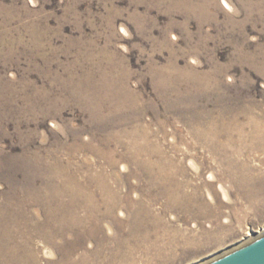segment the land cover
I'll list each match as a JSON object with an SVG mask.
<instances>
[{
	"label": "rangeland",
	"instance_id": "374dc122",
	"mask_svg": "<svg viewBox=\"0 0 264 264\" xmlns=\"http://www.w3.org/2000/svg\"><path fill=\"white\" fill-rule=\"evenodd\" d=\"M256 114L264 0H0V264H196L244 241L264 228V150L228 151L242 186L194 127ZM58 178L99 205L106 178L115 212L55 236Z\"/></svg>",
	"mask_w": 264,
	"mask_h": 264
},
{
	"label": "bare ground",
	"instance_id": "6f19581e",
	"mask_svg": "<svg viewBox=\"0 0 264 264\" xmlns=\"http://www.w3.org/2000/svg\"><path fill=\"white\" fill-rule=\"evenodd\" d=\"M226 5L229 9H232V5L230 4V2H226ZM243 112H244V114L248 115V114H252L253 111H252L251 107L246 106V107H244ZM260 115L261 114H258V115L256 114V115L249 117L247 123H241L239 118L237 116H235L232 119H230L229 121H223V120L212 121L205 128H201V127L195 128L194 127V133L195 134L204 138V140L208 143V145L213 149L214 152L221 153V155L224 156L225 160L228 162V165H229L228 168L230 170V175L232 177H238V178H232V180H234L236 183L240 182L239 184H241L242 186H246V185L249 186V184L251 183L252 177L249 176L250 175L249 172L246 174V172H247V170H249V168H245V166H243L244 164L242 165V163H241L240 164L241 166L239 167V169H237L235 171L234 170L235 165L233 164L232 159L227 158V156L229 154L228 151H230V148L233 149V147H236L239 144V142H241V141L244 142L243 145L247 149L252 148V150L253 149H259L262 151L264 150V121H261L259 119ZM246 128L250 129L248 137L242 136L244 134ZM235 132H238L240 134V136H242L243 139L241 137L236 139L235 138V135H236ZM222 137H225V139H221ZM139 150L142 151V149H139ZM237 164L239 165V163H237ZM211 176L215 179L213 174ZM176 179L177 178L174 177L173 173H168V174L163 173L162 176H160V178H154L153 179V181H154L153 185L154 186L158 185V184L163 185V186L165 185L164 187L163 186L162 187L164 188L165 193L167 192V194L173 199V203H176V205H182L183 199H186V198L191 199V198H193V196L189 195L185 191V189L183 187L184 186L183 181L179 182ZM58 180H59V183H57V185L55 186V190L51 189L52 190L51 193L53 195H55V205L52 206V210L55 209V211H54L55 212V225H56L55 226V236H56V233L59 235L64 234L65 231L67 229H70V228H80V227L86 228L87 226L93 224L91 222L96 221L95 224L99 225L100 223L98 220H101L104 217L106 218V216L108 214L115 212L116 207L118 205L117 204L118 202L116 200H118V198H117V196L114 195L115 190H113L109 186L110 183L108 184V181L106 180V178H98L96 180L94 178L92 179L93 180L92 182H94V183L97 182L99 188L101 189V192H102L101 205H99L97 203L98 201H96V199H95V196L97 194L95 195V193H91L92 191L90 192V194H87L89 190L85 189V195H84V191L81 190L80 187L75 186L74 178H58ZM220 187L223 188L224 194L226 195V197H228V193H227L226 189L224 188V186L221 184ZM255 192L253 190V193H255ZM253 193H250L249 191H247V196L250 197V196H252ZM64 196H68L69 199H64L65 198ZM210 196L213 197V195L211 193H210ZM181 197H183V198H181ZM47 202H48V200H47ZM129 203H130V200H129ZM49 205H50V202H49ZM106 205H107L108 211H103V207ZM189 206H190V204H188V206H185V207H189ZM82 209L86 211L85 215L79 214V212ZM96 225H94V228L98 229V227ZM252 235H253V233H252ZM252 235H250V236H252ZM250 236H248V237H250ZM146 238H147V236H145V235L142 236V239L145 240ZM6 250H7V252H9V247L6 248ZM1 251L4 252V248H2ZM17 262L19 263L20 261L18 260Z\"/></svg>",
	"mask_w": 264,
	"mask_h": 264
},
{
	"label": "water",
	"instance_id": "95a60500",
	"mask_svg": "<svg viewBox=\"0 0 264 264\" xmlns=\"http://www.w3.org/2000/svg\"><path fill=\"white\" fill-rule=\"evenodd\" d=\"M196 264H264V228Z\"/></svg>",
	"mask_w": 264,
	"mask_h": 264
},
{
	"label": "clouds",
	"instance_id": "9594fccd",
	"mask_svg": "<svg viewBox=\"0 0 264 264\" xmlns=\"http://www.w3.org/2000/svg\"><path fill=\"white\" fill-rule=\"evenodd\" d=\"M120 30H121V32H124V34H125V35H128V33L125 31V29H124V28H121ZM172 38H173V39H176L175 35H173V37H172Z\"/></svg>",
	"mask_w": 264,
	"mask_h": 264
}]
</instances>
